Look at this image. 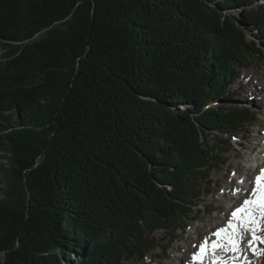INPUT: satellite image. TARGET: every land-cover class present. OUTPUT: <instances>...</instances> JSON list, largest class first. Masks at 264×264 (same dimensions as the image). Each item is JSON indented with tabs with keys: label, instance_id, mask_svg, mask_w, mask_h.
<instances>
[{
	"label": "trees",
	"instance_id": "obj_1",
	"mask_svg": "<svg viewBox=\"0 0 264 264\" xmlns=\"http://www.w3.org/2000/svg\"><path fill=\"white\" fill-rule=\"evenodd\" d=\"M249 1L0 0V264H123L181 225L207 130L248 114L209 103L262 42Z\"/></svg>",
	"mask_w": 264,
	"mask_h": 264
},
{
	"label": "rangeland",
	"instance_id": "obj_2",
	"mask_svg": "<svg viewBox=\"0 0 264 264\" xmlns=\"http://www.w3.org/2000/svg\"><path fill=\"white\" fill-rule=\"evenodd\" d=\"M260 5H264V0H250L243 6H231L228 9L244 27L248 44L251 39L257 38L255 34L259 31L253 24L243 20L244 13L245 10H256ZM261 40L257 47L242 52L239 61L233 65L232 78L221 93L219 101L209 103L214 109L228 105L239 107L248 114L242 125L232 127L229 131L207 130L205 147L210 148L207 170L204 176L196 180L193 198L186 199V202L195 204L194 211L176 229H160L154 234H146L152 238L153 248H148L142 256L128 255L123 264L188 263L191 258L190 250L196 248L193 246L205 237L212 236L214 230L225 224L231 212L240 205L244 189L253 180L252 172L249 171L251 160L264 157V154L259 153L264 148V106L259 105L264 102L257 103L260 96L255 95L257 90L264 93V35ZM3 53L4 49L0 44V57ZM6 156L7 152L0 148V167L7 166ZM6 181V174L0 168V199L4 197L2 188ZM168 189L171 190L172 186ZM236 189L241 191L236 192ZM258 236L264 237V233ZM248 237L247 235L245 238L246 243L252 239V236ZM256 253L261 259L258 264L264 262V243L260 244Z\"/></svg>",
	"mask_w": 264,
	"mask_h": 264
},
{
	"label": "snow or ice",
	"instance_id": "obj_3",
	"mask_svg": "<svg viewBox=\"0 0 264 264\" xmlns=\"http://www.w3.org/2000/svg\"><path fill=\"white\" fill-rule=\"evenodd\" d=\"M240 182L243 183V180ZM252 184L253 187L250 191L244 190L247 192V196L243 199L241 205L231 212V218L228 220L227 225L217 229L216 232L211 234L218 238L226 239L227 243L231 245L230 250L233 252H238L240 250L239 240L237 239L240 235L239 224L235 221L242 223L245 228L252 233V239L248 241V246L252 248L254 252L257 251L254 246L255 241L264 243V237L257 235L258 231H264V223H262L264 222V168L260 169L259 174L254 178ZM235 191L239 192L241 189H236ZM220 246L221 245L217 241L212 242L213 251ZM193 247H196V245ZM207 248L208 237H205L204 241L199 245V251L193 253V261L202 260L207 252Z\"/></svg>",
	"mask_w": 264,
	"mask_h": 264
},
{
	"label": "bare ground",
	"instance_id": "obj_4",
	"mask_svg": "<svg viewBox=\"0 0 264 264\" xmlns=\"http://www.w3.org/2000/svg\"><path fill=\"white\" fill-rule=\"evenodd\" d=\"M255 95L260 96L259 98L256 96L258 98L257 103L259 101L264 102V93H261V91L257 90ZM259 106H264V104H262V105L260 104ZM260 140H259V142H260ZM254 148H255V150H257L256 147H254ZM259 153H261V152H259ZM253 169L254 168L251 165L249 167V171L252 172ZM262 223H264V222H262ZM240 229H241V226L239 225V231H240ZM262 233H264V231H259V232H257V235H260ZM242 234H243V231L237 237V239L239 240V249L240 250L238 252L230 251V255H229L230 260L228 263H232V264H258V261L260 260L259 262H261V259L259 258V255L256 253L257 251L254 252L252 250V248H250L248 246V243L245 242V238L247 237V235H244V237H242L243 240H241ZM260 244H261L260 241L254 242V246H257V249L260 248ZM232 253H235L234 256L232 255ZM260 264H264V262H262Z\"/></svg>",
	"mask_w": 264,
	"mask_h": 264
}]
</instances>
